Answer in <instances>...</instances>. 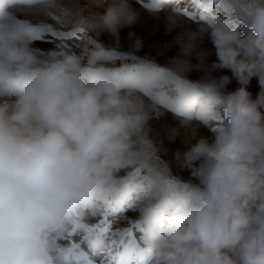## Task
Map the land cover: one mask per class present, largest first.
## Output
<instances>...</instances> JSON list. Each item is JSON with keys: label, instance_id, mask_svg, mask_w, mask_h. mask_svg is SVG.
Returning a JSON list of instances; mask_svg holds the SVG:
<instances>
[{"label": "clouds", "instance_id": "9594fccd", "mask_svg": "<svg viewBox=\"0 0 264 264\" xmlns=\"http://www.w3.org/2000/svg\"><path fill=\"white\" fill-rule=\"evenodd\" d=\"M201 6L211 15L168 44L179 49L170 62L180 71L170 74L182 91L167 108L182 126L193 119L213 124L212 137L177 151L190 178L171 181L159 206L144 209V242L133 255L150 250L151 264H264V0ZM58 15L111 36L112 48L96 42L97 58L106 60L118 51L121 31L141 23L134 0H78L74 10L63 0H0V264H68L74 253L61 237L78 214L106 195L123 204L120 173L158 151L148 131L161 114L139 94L162 75L160 66L145 60L127 74L94 68L68 50L42 55L26 30L39 34ZM166 27L174 31L176 19ZM205 38L216 57L211 63ZM127 39L130 54L143 49L135 30ZM193 69L204 75L188 79ZM233 80L239 86L226 92ZM176 135L178 129L170 138ZM164 210H171L166 223L159 219ZM92 240L97 251L106 246L100 234Z\"/></svg>", "mask_w": 264, "mask_h": 264}, {"label": "rangeland", "instance_id": "374dc122", "mask_svg": "<svg viewBox=\"0 0 264 264\" xmlns=\"http://www.w3.org/2000/svg\"><path fill=\"white\" fill-rule=\"evenodd\" d=\"M174 0H134V7L141 13V23L136 25L134 29H124L121 31L120 47L117 52L111 54L110 59H98L96 55V42L102 41L106 48L113 47V39L111 36L104 34L97 36L95 33L87 30L83 33H77L75 38L55 40L48 38L46 40H33L32 46L40 50L42 55H46L49 51H63L68 50L80 56L85 64L91 65L94 68L108 71H119L127 74H135L145 60L154 61L156 65L160 66L159 71L162 75L154 82L145 86L143 91L139 94L145 107L152 111L155 108L157 113H160L159 119L151 121V128L148 135L155 144L158 151L150 155L143 163L135 165L120 173V186L123 188L126 182L137 183L142 177L150 176L151 180L145 184L146 188H151V195H141L133 208H127L123 205L127 200L116 207L114 211H107L104 209L103 201H101L94 208L95 213L90 209H85L83 213L78 214L79 223L93 226L105 220L108 221L110 231L115 229H123L132 227V222L135 220L141 221V216L145 208L158 207L162 198L164 190L173 180H188L189 173L183 170L177 161L176 153L184 152L190 145L195 143V140L201 136L212 137L210 128L213 124L205 127L198 120L193 119L189 124L193 129V133L189 139L184 136V128L182 120L172 111L168 110L167 103L171 96L180 94L179 83L171 77L170 70L180 71L179 65H173L170 61L174 56L179 55V49L176 46L169 47L168 44L173 40L177 32L183 31L186 28L196 29L198 24L208 15L209 10L202 7L204 0H178L179 3L171 5ZM83 3V0H79ZM63 5L69 9L74 10L78 6V0H63ZM173 8H179V13H173ZM221 9H216V13H220ZM174 17L178 23V27L174 31L168 32L166 21L168 18ZM70 17L56 16L48 19L46 22L56 30L71 31L80 26L75 25L70 21ZM28 23L36 24V18H30ZM135 30L143 37V49L134 55L129 53V41L127 39V32ZM203 49L211 53L207 57V62L211 63L216 59L214 49L211 42L205 38L201 46ZM193 65L198 63L195 53L191 57ZM213 76H221L224 74L231 75L226 71H213ZM190 80L200 79L204 73L193 69L186 74ZM155 85V86H154ZM239 85L235 80L227 86L225 91H234ZM152 88H155L153 90ZM252 93L253 98L260 91L257 81L253 79L248 88ZM179 130V135L175 139H171L174 135V130ZM105 197L113 199L111 195ZM171 218V210H164L160 213L159 219L162 223L168 222ZM131 240H137L143 234V228H132ZM99 234L95 230L92 233H85L83 229H76L72 231V226L61 237V243L65 244L69 249H72L73 255L69 256L68 264H86V259H99L94 256V250L89 248L85 243L87 236L93 237ZM128 240V237H124ZM106 246L101 250L105 259L111 256H116L117 260L124 259V249L118 244L109 247L110 241L104 239ZM75 246V247H74ZM78 253V254H77ZM133 258L135 256L133 255ZM151 264V261L148 262Z\"/></svg>", "mask_w": 264, "mask_h": 264}, {"label": "snow or ice", "instance_id": "6c2138e0", "mask_svg": "<svg viewBox=\"0 0 264 264\" xmlns=\"http://www.w3.org/2000/svg\"><path fill=\"white\" fill-rule=\"evenodd\" d=\"M85 29L83 27L75 28L71 31H59L52 27V25L47 24L42 26L39 29V34L37 33V29L29 27L26 30L27 35L32 37L34 40H46L49 37L53 38L55 40H61V39H72L75 38L77 33H83ZM182 91V89H180ZM151 180L150 176L142 177L139 179V182L137 183H131L126 182L123 186V190L126 193V200L127 203L124 204V207L127 208H133L136 206V202L140 199L141 195H151V188H146L145 184L149 183ZM103 204L104 209L107 211H114L116 210V207L120 204L115 201L114 199H109L107 197L103 198ZM91 212L95 213L97 210L95 208L90 209ZM79 216L76 220L72 222V231H75L76 229H83L85 233H92L94 230L98 232L104 239H108L110 241L109 247L111 248L114 245H119L124 249V259L117 260L116 256H111L109 259L104 258V254L101 252V250L97 251L95 248V244L92 240L91 236H87L85 238L86 245L94 250V256L99 257V259H86V264H148V262L151 260L150 257V250L149 255L147 256H141L133 258V252L134 249L138 244H141L144 242V232L145 228L142 224V221L135 220L132 222V227H126L123 229H115L114 231H110V228L108 226V221L105 220L101 223H98L93 226H88L83 223H79ZM143 228V234L139 236L138 241L137 240H131L132 237V228ZM124 237H128L129 239L126 240ZM75 247V246H74ZM71 252L72 249H69Z\"/></svg>", "mask_w": 264, "mask_h": 264}, {"label": "bare ground", "instance_id": "6f19581e", "mask_svg": "<svg viewBox=\"0 0 264 264\" xmlns=\"http://www.w3.org/2000/svg\"><path fill=\"white\" fill-rule=\"evenodd\" d=\"M176 3H179V1L178 0H174L173 3H171V5L176 4ZM156 82H157V80H156ZM152 89L155 90V88H152ZM192 133H193L192 127L187 125V127L184 128V136H185V138L189 139L191 137Z\"/></svg>", "mask_w": 264, "mask_h": 264}]
</instances>
